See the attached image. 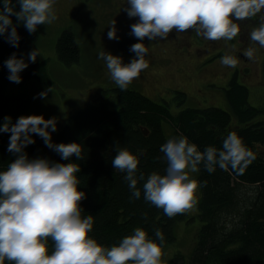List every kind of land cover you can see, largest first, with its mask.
<instances>
[{"label": "clouds", "instance_id": "obj_1", "mask_svg": "<svg viewBox=\"0 0 264 264\" xmlns=\"http://www.w3.org/2000/svg\"><path fill=\"white\" fill-rule=\"evenodd\" d=\"M56 0H2L0 5V36L18 48L21 36L17 30L22 25L29 34L38 26L48 25L57 19ZM17 5L19 10H17ZM129 18H137L130 25V35L141 41L130 46L135 55L125 64L123 57L100 51L111 80L121 91L127 90L134 79L148 67V47L143 41L166 40L169 34L193 31L209 41H232L241 34L238 22L259 15V20L248 32L250 45L243 56L256 59L258 44L264 48V0H127L123 8ZM16 17V22L12 17ZM116 21L110 26L107 37L118 40ZM235 45L229 47L220 59L221 65L236 68L239 60ZM41 56L36 48L27 58L17 53L4 61L8 79L21 83V73ZM54 86L38 94L47 99ZM58 130V118L46 119L43 115L20 116L13 123L11 116L3 117L0 133H9L8 152L15 157L6 170L0 171V264H161L164 234L157 229L156 239L136 227L133 234L118 244L106 247L89 234L93 229L92 215H83L81 201L86 194L80 191L78 173L85 159L84 146L77 142L55 143L52 133ZM39 136L46 147L57 153L62 163L38 156L30 158L25 149ZM160 151L167 167L165 174L151 173L143 183L144 200L162 209L169 218L189 211L195 204L198 182L190 173L199 171V165L213 173L218 166L231 168L243 174L255 159L236 131L229 132L222 146H207L203 151L186 136H175L166 141ZM111 164L116 171L125 173L132 196L139 199L141 190L137 175L141 151L133 153L127 147L115 146ZM75 157L76 161H72ZM51 242V251L49 248Z\"/></svg>", "mask_w": 264, "mask_h": 264}, {"label": "trees", "instance_id": "obj_2", "mask_svg": "<svg viewBox=\"0 0 264 264\" xmlns=\"http://www.w3.org/2000/svg\"><path fill=\"white\" fill-rule=\"evenodd\" d=\"M12 19L16 22L15 16ZM238 23L241 24L242 33L250 31L251 23L247 20ZM17 30L21 36L18 48L12 47L4 36H0V123L5 116H11L15 123L20 116H26L32 106L29 93H7L10 81L4 61L14 52L21 56L29 40L28 31L22 25H18ZM190 33L194 36L191 41L195 45L197 35L193 31ZM182 37L184 40V34ZM159 41H143L149 50L146 60L157 61L162 56ZM139 42L128 33L118 41V49L126 56H133L130 46ZM212 44L216 47L218 42ZM57 54L66 65L80 61L81 49L71 28L60 35ZM157 54L159 56L155 58ZM214 65L209 68L213 69ZM141 76L145 77L139 75L132 83L142 86V82H137ZM238 77L237 70L226 88L230 110L215 106L187 107L172 113L169 102L156 101L129 85L124 91L118 86L112 88L115 94L113 104L108 99L87 104L68 118L56 133L55 143L77 142L84 146L85 159L76 161L73 157L72 161L78 162L81 167L78 173L81 180L79 190L86 194L81 201L82 214L94 218L89 234L92 238L110 247L133 234L136 227L144 228L153 240L156 239L155 231L159 229L165 238L163 252L177 240V222L192 219L187 212L169 218L162 209L144 200L143 183L147 177L153 172L163 175L167 167L160 148L170 138L165 133L163 123H172L176 134L188 137L190 143H195L201 151L207 146L219 149L223 138L229 132L236 131L246 147L254 153L255 159L243 174L231 168L222 170L218 166L213 173H209L203 164L199 165L198 180L202 197L197 205L202 224L197 243L189 256L177 251L166 264H264V120H254L264 114V105L249 103V89ZM29 80L55 85L46 60L31 63L26 68L22 81ZM186 96L185 92L176 90L175 97L180 102ZM233 116L240 122L236 127L232 125ZM9 135L0 133V171L6 170L15 158L7 150ZM34 139L36 142L25 150L30 158L38 157L46 147L39 136H34ZM117 143L134 154L142 152L138 157L137 175L143 174L145 180H138L137 187L141 190L139 199L133 198L124 179L125 173L116 171L111 164ZM51 160L70 162L62 161L57 153ZM51 247L49 242L50 251Z\"/></svg>", "mask_w": 264, "mask_h": 264}, {"label": "rangeland", "instance_id": "obj_3", "mask_svg": "<svg viewBox=\"0 0 264 264\" xmlns=\"http://www.w3.org/2000/svg\"><path fill=\"white\" fill-rule=\"evenodd\" d=\"M126 3V0H56L54 9L57 19L51 24L38 26L35 33L28 32L29 40L21 56L27 58L29 52L39 49L41 56H38L36 61H47L48 71L55 82L54 92L49 93L47 99L38 98L39 93L52 86L37 80H29L19 84L10 82L7 93L25 92L31 95L32 106L27 115H43L46 119L58 118V130L52 133L54 142L56 133L79 108L91 103H100L104 99H108L113 104L115 94L112 88L117 85L111 80L105 62L99 58V53L106 51L121 56L125 64L134 57L135 54L126 56L118 49V41L130 33V25L137 22L123 11ZM123 4H125L124 7ZM258 20L259 15L247 20L251 23L249 27L255 26ZM114 21L118 29V40H110L107 37V32ZM68 28L75 32L81 49L80 61L72 65L64 64L57 54L58 39ZM190 32L173 31L166 40L159 41L161 47L159 52L162 56L157 61L146 60L148 67L141 72L145 76L142 86L134 83L130 85L156 101L169 102L172 113L187 107L215 106L230 110L226 88L228 81L238 70L239 81L249 89V103L254 106H263L264 48H260L258 44L253 45L257 48L256 59L245 63L247 58L243 56L242 50L251 42L249 40L243 43L242 32L231 43L224 40L217 41L216 47L212 41L200 36H197L194 45L191 41L194 36ZM182 34H184V40ZM243 37L245 38V33ZM231 45L239 49L235 52L239 60L236 68L225 67L220 63L221 57L228 52ZM218 49L221 50L217 51ZM212 65L214 68H209ZM25 70L21 73L22 77ZM176 90L187 94L183 102L175 97ZM254 120H264V114L257 116ZM239 124V120L233 116V127ZM163 126L169 138L179 136L169 121H165ZM54 154L55 152L45 147L39 156L51 159ZM198 174L199 171L190 173L199 185L195 193L196 202L187 211L188 217L192 219L177 222L175 228L177 240L162 252L161 264L168 263L177 251H182L189 256L197 243L202 224L198 217L197 205L202 197Z\"/></svg>", "mask_w": 264, "mask_h": 264}, {"label": "flooded vegetation", "instance_id": "obj_4", "mask_svg": "<svg viewBox=\"0 0 264 264\" xmlns=\"http://www.w3.org/2000/svg\"><path fill=\"white\" fill-rule=\"evenodd\" d=\"M126 2H127V0H126ZM124 5H125V4H124ZM248 32H249V31H247V30L244 31V33H245V38L243 37V34H244V33H242V40H243L244 43H245V42L247 43V42L249 41V38H248ZM212 43L216 44V41H212ZM153 55H154V54H152L151 57H152ZM158 56H159V55L157 54V55L155 56V58L158 57ZM140 75H142V74H140ZM142 81H143V76H141V78H140L137 82H142Z\"/></svg>", "mask_w": 264, "mask_h": 264}]
</instances>
